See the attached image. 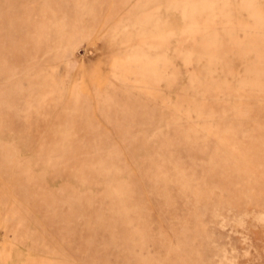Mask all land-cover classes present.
<instances>
[{"label": "rangeland", "instance_id": "obj_1", "mask_svg": "<svg viewBox=\"0 0 264 264\" xmlns=\"http://www.w3.org/2000/svg\"><path fill=\"white\" fill-rule=\"evenodd\" d=\"M0 264H264V0H0Z\"/></svg>", "mask_w": 264, "mask_h": 264}]
</instances>
